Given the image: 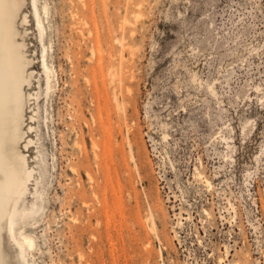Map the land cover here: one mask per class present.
<instances>
[{
    "label": "rangeland",
    "instance_id": "1",
    "mask_svg": "<svg viewBox=\"0 0 264 264\" xmlns=\"http://www.w3.org/2000/svg\"><path fill=\"white\" fill-rule=\"evenodd\" d=\"M30 1L27 264H264V0Z\"/></svg>",
    "mask_w": 264,
    "mask_h": 264
},
{
    "label": "bare ground",
    "instance_id": "2",
    "mask_svg": "<svg viewBox=\"0 0 264 264\" xmlns=\"http://www.w3.org/2000/svg\"><path fill=\"white\" fill-rule=\"evenodd\" d=\"M25 1L0 0V264H11L12 256L5 248V242L15 244L18 264H27L26 252L34 245L30 237L16 234L15 231L17 220L23 211L18 206L19 199L26 193L28 183L34 177V167L29 164L27 152L24 153L23 148H28L33 142L28 137V132L34 126L27 120L35 118L37 110L31 107L30 101L38 98L36 93L25 91V85H29L31 81L32 72H28V66L32 60L26 55L25 28L19 30L17 26L18 21L21 25L26 21V15L22 14ZM30 2L41 38L43 27L35 0ZM42 52L44 53V49ZM41 57L42 72L45 74L47 87H50L52 72L43 54ZM28 108L31 110L29 115ZM130 157L133 158L132 153ZM149 227L152 231L155 230L153 223Z\"/></svg>",
    "mask_w": 264,
    "mask_h": 264
}]
</instances>
